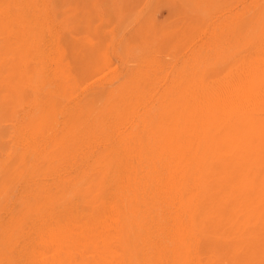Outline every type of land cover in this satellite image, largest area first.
Returning <instances> with one entry per match:
<instances>
[{
    "label": "rangeland",
    "instance_id": "obj_1",
    "mask_svg": "<svg viewBox=\"0 0 264 264\" xmlns=\"http://www.w3.org/2000/svg\"><path fill=\"white\" fill-rule=\"evenodd\" d=\"M61 127L82 133L83 156L48 149L22 164L23 148ZM178 143L201 242L165 260L264 264V0H0L1 251L29 241L30 218L92 199L127 158L138 181L160 180Z\"/></svg>",
    "mask_w": 264,
    "mask_h": 264
},
{
    "label": "bare ground",
    "instance_id": "obj_2",
    "mask_svg": "<svg viewBox=\"0 0 264 264\" xmlns=\"http://www.w3.org/2000/svg\"><path fill=\"white\" fill-rule=\"evenodd\" d=\"M37 42H39V41H37ZM224 73H226V72H224ZM242 73H243V71H242ZM217 74H219V73H217ZM226 76L227 75H225V77ZM230 77H231V75H230ZM240 77L238 75L237 78L240 79ZM213 78H214V76H213ZM219 78H222V77H219ZM210 79H212V78H210ZM219 80H218V84L221 82ZM96 81L97 80L92 81V83L89 86H91L92 84L94 85ZM212 81L214 83V81H217V79L215 78V80H212ZM207 82H205V83L207 84ZM228 82H225V83L229 85ZM230 82H231V80H230ZM215 83L217 84V82H215ZM239 83H240V81H239ZM242 83H243V81H242ZM95 85H98V84L96 83ZM99 85L101 86V84H99ZM203 85H204V83H203ZM212 85H214V84H212ZM230 85H231V83H230ZM239 85L241 86L242 84L240 83ZM208 86L210 88L211 85L209 84ZM214 86L217 87L218 85H214ZM87 87H85V89ZM204 87H206V86H204ZM218 87L216 89H218ZM229 88H227V91L230 90ZM238 88H240V90H241L242 86L238 87ZM244 88H246V86ZM258 88L261 89L262 87H258ZM85 89H82V90L84 91ZM248 89H250V88H248ZM260 89L258 90V92L260 91ZM206 90H208V89H206ZM219 91L220 90L218 89V92ZM185 92L186 91H184V93ZM228 92L231 93V91H228ZM242 92H243V89H242ZM202 93H204V91ZM216 93H217V91H216ZM224 93H226V92H224ZM238 93H240V92L238 91ZM238 93H237V96L240 95V94L238 95ZM254 93H253V98L255 95ZM241 94H243V93H241ZM247 94L248 93H246V95ZM250 94H251V92H250ZM259 94H262V93H259ZM202 96H204V95H202ZM212 96L213 95H211V97ZM248 96H249V94H248ZM248 96H247V100H248V98H250ZM205 97H206V95H205ZM205 97H203L202 104L204 102L206 104V101H204ZM227 97H228V95H227ZM255 97H256V95H255ZM219 98H217V100H219ZM251 98L249 100H251ZM206 99H209V97ZM226 99H228V98H226ZM141 100H143V97ZM237 100L239 101L238 97H237ZM256 100H257V98H256ZM210 101H212V100L210 99ZM230 101H232L231 96H230ZM138 103H140V102H138ZM208 103L209 102H207V106L212 105V104H210L211 102L209 103L210 105ZM248 104H247V106H248ZM228 106H229V104H228ZM252 106L254 107V104ZM70 107H71V105H70ZM138 107H139V105H138ZM201 107H204V106H201ZM210 108H211V106H210ZM210 108L207 107V109H205V110H207V112L211 113L212 109H210ZM228 108L230 110V107H228ZM228 108H225V110ZM231 108H232L231 110H233V107H231ZM222 109H224V108H222ZM128 110H126V111H128ZM129 111H131V110H129ZM187 112H188V110H187ZM193 112H192V115H193ZM201 112H202V110H201ZM203 112H204V110H203ZM218 112H222L221 109ZM226 112H227V110H226ZM228 113L231 114L230 112H228ZM197 115H199V114H197ZM220 115H221V113H220ZM223 115H224V112H223ZM195 116H196V114H195ZM108 117L110 118V116H108ZM212 117H213V115H212ZM220 117L222 119V116H220ZM229 117H231V116H229ZM114 118L116 119V117H114ZM127 120H128V118H127ZM223 120H221V121H223ZM231 120H232V118H231ZM199 122L197 124H199ZM166 124H168V123H166ZM187 125H188V122H187ZM193 125H195V124H193ZM56 126H58V123ZM122 127H120V128H122ZM182 127L184 128V126H182ZM110 129H112V128H110ZM196 129H197V127H196ZM183 130L185 131V129H183ZM187 130H189V129H187ZM191 131L195 132V131H193V128ZM189 132H190V130H189ZM181 133H183V132H181ZM114 134L116 135L117 133H114ZM81 135H82V133H80V132L78 133V132H73V131H66L64 127H61L60 129H54L53 132L49 134L50 137L48 136L49 139H51V140H48L49 144H47V142L38 141L37 139H34L29 146H26L25 148H23L22 152H20V159H22V164L25 163L26 161H28V159H29L32 162L31 163L32 165L30 164V166H32V168L35 169L37 164L40 163L39 161L41 159L38 160L40 154L44 151H47L48 149L54 150L58 154H61V155L63 154V156H69V154L70 155L72 154V155H74L75 159H76V157L83 156L84 152H86L87 148L82 147L80 144H78V141H79L78 139H80V141H82L80 138ZM196 135H198V134H196ZM45 141H46V139H45ZM185 141H186L185 143H187L188 140H185ZM170 142H172V141L170 140ZM191 142H194V141H191ZM106 143H105V145H106ZM173 143H174V141H173ZM178 144H179V146L181 144V149L179 146L173 147V145H172V150L169 149V151L170 150L171 151L170 152L167 151V153L165 155L167 157V159L166 158H164V159H166V161L169 160V164H168V162L167 163L165 162L166 165L163 164L164 165L163 169L162 168L161 169L163 170V173L165 171L166 175H164L162 173L163 176L161 177L160 180L152 179V180H149L148 182L138 181L136 179L138 160L136 159L135 156H132V162L130 160L128 162V160H127L128 158H127L126 161L124 160L125 162L122 163L123 165H125V166H121V168L123 169V172H121L122 169H120V166H118V167L116 166V172L115 173L116 174L120 173L122 175L119 177L117 174L116 178H112L111 181L103 183L100 190H98L95 193V195L92 197V199L87 200L83 197H80L77 199L76 202H73V204L67 203L59 210H56V209L55 210H52V209L48 210L47 209V211L45 210L44 214L41 217L36 218V219L30 218L33 225L30 229V232L26 234V236L28 235L27 237H28L29 241L27 240L25 243V240L27 239L26 238V239H24V243H20L19 245H17V246H21L20 248L17 249L18 250L17 253H16V249H14V250L12 249L14 251V253L10 249H9V251H6V250L1 251V249H0V264H169L170 263L169 259L165 260V257L167 256V254L169 252L166 253L165 249L169 248V247L173 248V249L178 248L179 247L178 244H181V243L183 245H185L186 254H190L191 244H193L194 242L197 241L198 245L200 246L201 240L198 238L196 240L197 236L195 237V235H193L194 223H195L194 212H192L193 207L191 206V204L188 203L187 198H186V196H187L186 193L190 192V190H191V188H190L191 187V182H190L191 180L189 179L187 174H191V172L193 171V167L190 166L191 160L189 159V157H188V159L190 161H188L184 165L182 164V162H183V159H182L183 158V156H182V153H183L182 150L183 149H182V147L183 146L185 147V145L182 146V143H178ZM194 144H192V145H194ZM104 146H102L101 148H103ZM168 146H170V145H168ZM164 147H166V146H164ZM98 150H99V147H98ZM164 150H166V149H164ZM94 152H95V150H94ZM14 154H15V152H14ZM92 155H93V153H92ZM161 156H162L161 161L159 160L160 163L162 162L164 154L163 155L161 154ZM31 158H32V160H31ZM80 161L78 163H80V165H81L82 161L81 162ZM164 161H163V163H164ZM74 162H72V164H74ZM87 162H89V161H87ZM78 163L76 165H78ZM161 166H162V164H161ZM2 168H3V166H2ZM6 168H7V166H6ZM74 168L76 169V166H74ZM74 168H73V170H74ZM78 168H80V166H78ZM159 168H160V166H159ZM141 169L145 170L146 173L148 174V176L152 177L151 172L153 170L150 167L149 163H147V165L143 166ZM161 169H160V173H161ZM92 170H93V168H92ZM171 172L173 173V176L170 177V175L172 174ZM8 173H10V172H8ZM69 174H71V171ZM186 175H187V179H186ZM164 176H168V177H166V179H165ZM39 179H41V177ZM25 180H27V179H25ZM36 185L37 184H33V186H36ZM78 188H81V187H78ZM251 195H252V193H251ZM146 203H147L148 207L146 206ZM140 206L143 209L142 212L138 211ZM150 209H152L151 212L148 211ZM7 216L8 215H6V217ZM158 217H160L159 219H161L160 220L161 222H158ZM2 221H3V219H2ZM8 223H9V221L5 220V222L3 224L7 225ZM159 237L162 238L163 240L158 239ZM15 246L16 245H14V247ZM45 251H49L50 255L45 256L44 255ZM165 254H166V256H165ZM170 254H172V253H170ZM173 256H175V255H173ZM173 256H171V257H173ZM173 261H175L174 257H173ZM189 262L191 263V261H189ZM184 264H189V263L186 262ZM193 264H198L197 258H195V263H193Z\"/></svg>",
    "mask_w": 264,
    "mask_h": 264
}]
</instances>
